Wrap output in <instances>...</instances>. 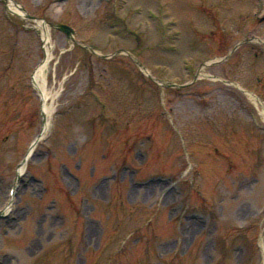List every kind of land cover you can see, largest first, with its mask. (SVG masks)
<instances>
[{
	"label": "rangeland",
	"instance_id": "obj_1",
	"mask_svg": "<svg viewBox=\"0 0 264 264\" xmlns=\"http://www.w3.org/2000/svg\"><path fill=\"white\" fill-rule=\"evenodd\" d=\"M14 1L80 44L49 29L18 176L43 50L0 0V264H264V0Z\"/></svg>",
	"mask_w": 264,
	"mask_h": 264
},
{
	"label": "bare ground",
	"instance_id": "obj_2",
	"mask_svg": "<svg viewBox=\"0 0 264 264\" xmlns=\"http://www.w3.org/2000/svg\"><path fill=\"white\" fill-rule=\"evenodd\" d=\"M8 9L12 13L22 15V12L16 6H14L12 1H9ZM37 25L39 28L38 30L40 32V36L43 39L42 49H43V53H44V59H42L40 61V63L37 65V67L33 70L31 80H32V85H33L34 89L37 91V93L40 97V100H41V108H42L41 110H42V116H43V122H42L41 130L45 134V132L48 130L50 113L52 110V107L48 104V100L53 99V97H54V93H52L51 90L48 89V87L46 85V80H45V71L47 69L49 60L51 58V44L49 42V26H48V24L47 23H41L40 21H38ZM200 75L203 76L204 74L200 73ZM240 89H242V91H244L246 96H248L252 100V102L255 104V106H257L258 108L263 107L262 101L257 96L248 92L247 90H245L242 87H240ZM261 112H262V110H261ZM32 155H33V148L31 147L26 151V153H25V155H24V157L20 163V166L18 168V176L26 168L27 163H28V161ZM163 199H168V198L166 196ZM10 206L11 205L6 206L3 209V211L1 212V214L11 215V216H13V218H17L18 215H16L17 214L16 211L13 210L12 208H10ZM14 215H16V216H14ZM43 239H44L43 235H40V237H39V235L36 234V236L33 238V240L29 243L28 247H26L24 249V251H25L24 253L27 254L29 250L35 251L36 250V246H35L36 243H38V241H41Z\"/></svg>",
	"mask_w": 264,
	"mask_h": 264
},
{
	"label": "water",
	"instance_id": "obj_3",
	"mask_svg": "<svg viewBox=\"0 0 264 264\" xmlns=\"http://www.w3.org/2000/svg\"><path fill=\"white\" fill-rule=\"evenodd\" d=\"M4 1V3H6L8 0H3ZM17 7L23 12V16L24 17H26V18H28V19H31V20H37L36 18H34V17H32V16H29L25 11H24V9L21 7V6H19V5H17ZM42 22H44V21H42ZM49 26L51 27V28H54V29H57V30H59V31H61V32H63V33H65V35H66V37L69 39V40H71L72 42H76L75 40H74V38H73V29L71 28V27H69V26H67V25H65V24H53V23H49ZM138 65L141 67V68H144L141 64H139L138 63ZM40 138V136H38V138H37V140ZM36 140V141H37Z\"/></svg>",
	"mask_w": 264,
	"mask_h": 264
}]
</instances>
